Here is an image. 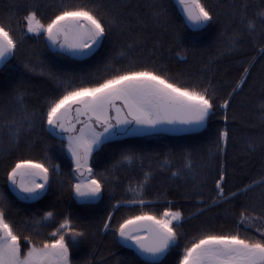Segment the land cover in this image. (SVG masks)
<instances>
[{
  "label": "snow or ice",
  "instance_id": "obj_1",
  "mask_svg": "<svg viewBox=\"0 0 264 264\" xmlns=\"http://www.w3.org/2000/svg\"><path fill=\"white\" fill-rule=\"evenodd\" d=\"M55 7L46 20L40 0H25L23 5L20 0H7L0 8V71L9 69L11 77L0 89V152L23 146L31 153L43 144L39 157L18 155L8 165L5 183L16 199L26 202L40 201L55 184L60 195L68 193L79 205L92 207L104 202L105 214L96 221L74 219L72 212H66L57 221V213L50 207L16 224L9 219L8 197L0 194V264H75L74 252L88 245L95 256L94 245L103 235L130 250V255L116 264H163L179 247L184 213L168 206L157 214L148 207L153 201L145 199V191L152 171L144 172L135 186L129 182L125 194H131L130 198L115 197L116 173L137 162L143 168L148 159L145 153L134 147L119 148L117 158L99 171L96 156L122 136L198 132L207 128L218 111L224 124L216 129L210 141L215 151L209 149L208 156L220 163L214 177L215 196L207 207L231 203L261 189L260 214H250L245 205L238 220V225L247 222L255 227L258 235H242L238 227L202 228L187 240L176 264H264V164L259 179L226 191L229 173L225 160L231 137L230 105L248 83L258 60L264 61V0H221L215 5L208 0H147L143 5L132 0H61ZM17 13L18 28L12 21ZM222 16L226 18L223 22ZM217 24L218 58L240 56L246 46L255 53L241 58V75L223 98L211 76L189 82L156 61L157 53L165 48L178 50L177 59L186 60L188 53L196 51L200 36ZM30 38H42L55 57L72 61L86 62L103 54L106 74L89 79L83 73L52 71L38 58L22 53ZM18 55L23 56L19 67L26 72L15 71L13 61ZM26 73L46 77L58 94L34 103L30 97L36 93L28 86ZM76 80L78 83H72ZM258 115L262 131L244 140V153L259 150L264 159V95ZM41 133L55 141V156L50 154L51 140ZM196 151L188 146L169 148L158 170L167 168L171 178H187L199 190L206 186L210 171L195 169ZM175 155L182 163L171 171ZM57 159L67 161V173ZM211 166L205 163L201 169L210 170ZM197 180L199 184H195ZM205 203L202 198L197 201V205ZM123 208L139 211L117 218ZM53 224L47 236L40 238L41 230ZM82 264H94V260L85 258Z\"/></svg>",
  "mask_w": 264,
  "mask_h": 264
},
{
  "label": "trees",
  "instance_id": "obj_2",
  "mask_svg": "<svg viewBox=\"0 0 264 264\" xmlns=\"http://www.w3.org/2000/svg\"><path fill=\"white\" fill-rule=\"evenodd\" d=\"M61 0H40L42 5L43 19L54 14L56 5ZM64 2H80V0H64ZM147 0H132V3H140L143 5ZM211 4H218L221 0H208ZM253 3H258L259 0H252ZM23 5L25 0H20ZM7 4V0H0V8ZM23 8H21V11ZM2 18V15H0ZM226 18L221 17V22ZM15 27H19L20 14L17 13L12 17ZM220 31V25H214L200 36L199 45L194 53H188L186 60L177 59L178 50L173 52L163 50L156 55L157 63L164 64L173 73L181 74L189 82L202 80L211 76L217 85L218 95L226 97L231 89L232 82L240 75L239 61L243 57L255 55L251 46H246L240 56H223L217 57V34ZM111 47V46H109ZM24 55L30 56L32 59L38 58L43 61L46 66H50L52 71L59 73H83L91 78H101L106 74V69L102 63V56L95 59L83 61H72L62 57H55L43 43L41 38L26 39L22 48ZM147 55V51H145ZM23 56L18 55L17 60L13 61V65H17L15 71L26 72L22 67H19V60ZM119 66V65H118ZM9 69L0 71V89L7 86L11 77L8 75ZM214 73V74H213ZM28 77V86L36 93L30 97L34 103H39L44 97L57 95V90L52 86L51 82L46 77L40 76L38 73H26ZM78 83V80L72 81ZM264 95V61L256 63L251 71L248 83L238 96L235 97L230 105L228 121L231 137L225 157L228 165V181L226 191L228 189L236 190L237 187L244 183H248L253 179H259V173L264 164L262 154L259 150L251 155L244 153V140L249 137L257 136L261 131L259 125L258 108L261 102V97ZM235 119H231L232 115ZM221 113L218 111L216 116L212 117L207 128L201 129L195 133H159L158 135H133L127 137H119L110 144L105 145L103 150L96 156L97 170H102L113 159L117 158V149L122 147H134L138 151L145 153L148 159L144 160L143 168L139 162L134 163L129 167L120 169L116 175L119 179L114 184L116 198H130L131 194H125V190L129 184L133 186L143 179V173L146 171L153 172V178L146 187L145 199L153 201L148 207L157 214L161 213L166 207L171 206L184 213L185 223L183 224V234L179 241V247L174 248L164 259L163 264H176L178 255L182 251L187 240L197 235L202 228H211L212 230H230L239 228L242 235L257 236L255 227L238 225V220L242 208L247 205L250 214H260V194L261 189L256 188L246 197H240L238 200L231 203H224L217 207L208 208L211 204L212 197L215 196L214 177L216 174V166L220 163L219 159L210 161L208 150L215 151L210 141L214 138L217 128L223 127ZM45 140H51L46 134L41 133ZM53 145L51 153L56 154L55 141L51 140ZM42 142L40 147H42ZM181 146H188L196 149L194 153L195 169L197 171H210L205 187L197 190L194 182L187 179H173L170 177L169 169L164 168L158 170L160 164L164 160V155L169 148L178 149ZM40 147L32 150L31 153L23 146L18 150H13L9 153L0 152V194L8 197L9 219L16 224H20L24 219L33 214H39L42 211L48 210L50 207L57 213L56 220L61 218V214L72 212L74 219L90 218L96 221L105 214L106 204L104 202L87 207L77 204L71 199L68 193L60 195L57 186L53 185V190L40 201L26 202L16 199L14 194L8 189L5 183V169L18 155H33L39 157L41 155ZM61 163V167L67 173V161L56 160ZM174 167L171 171H175L181 166V160L178 155H175L172 161ZM211 163V169H201V165ZM197 180L195 184H199ZM202 192V197L197 192ZM203 199L206 203L197 205L199 199ZM107 201V196L105 197ZM171 202V205H169ZM198 208H204L203 213H199ZM138 208H123L117 213V218L125 213L138 212ZM55 225H50L41 230L40 238L47 236ZM95 256H92L88 245H84L81 249L74 252L75 264H82L83 259H93L94 264H116L118 260L130 255V250L117 246L111 236L103 235L98 237L95 245ZM103 258V259H102Z\"/></svg>",
  "mask_w": 264,
  "mask_h": 264
},
{
  "label": "rangeland",
  "instance_id": "obj_3",
  "mask_svg": "<svg viewBox=\"0 0 264 264\" xmlns=\"http://www.w3.org/2000/svg\"><path fill=\"white\" fill-rule=\"evenodd\" d=\"M162 133H169V132H162ZM136 135H142V134H136ZM127 136H133V135H127ZM173 210H177L175 208H173ZM247 226H250V227H253L251 226L250 224H248L247 222L245 223ZM256 226L258 227L259 226V223L257 222Z\"/></svg>",
  "mask_w": 264,
  "mask_h": 264
},
{
  "label": "water",
  "instance_id": "obj_4",
  "mask_svg": "<svg viewBox=\"0 0 264 264\" xmlns=\"http://www.w3.org/2000/svg\"><path fill=\"white\" fill-rule=\"evenodd\" d=\"M172 134H183V133H180V132H170ZM122 137H126V136H122Z\"/></svg>",
  "mask_w": 264,
  "mask_h": 264
}]
</instances>
